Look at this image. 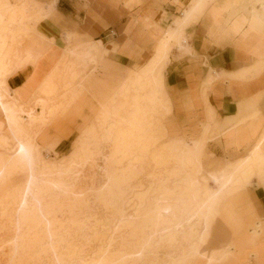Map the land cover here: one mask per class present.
Here are the masks:
<instances>
[{"label": "bare ground", "instance_id": "obj_1", "mask_svg": "<svg viewBox=\"0 0 264 264\" xmlns=\"http://www.w3.org/2000/svg\"><path fill=\"white\" fill-rule=\"evenodd\" d=\"M56 1L44 4L36 0H0V214L5 213L3 225L11 231L20 257L13 264L30 262L28 256L33 253L36 235L41 230L46 231L45 249L51 255L50 264H215L226 259L230 249L206 246L219 190L198 183L202 144L170 138L163 123L171 109L163 87V70L170 61L173 45L186 49L190 22L207 8L213 18L220 19L221 26L222 22L228 24L235 14L228 11L237 0H188L191 6L184 7L174 20L177 28L166 27L153 54L143 65L130 68L121 79L94 75L108 47L102 40L70 45L77 35L63 31L61 51L38 84L42 91L34 89L24 99L18 87L9 85V79L27 70L23 86L46 53L56 46V36L41 30ZM178 1L181 0L172 2ZM252 5L259 15L258 21L263 20L264 0H252ZM90 87L94 92L101 87L100 91L105 93L107 89L111 91L109 87L116 89L101 102L94 120L80 128L70 158H51L56 143L42 147L40 137L56 119L70 115L81 95L90 93ZM263 140L264 136L257 140L260 149ZM101 151L106 152L104 157L99 156ZM101 159L113 161L116 169L98 194H91L106 216L94 219L93 207L82 209L87 220L60 226L58 222L67 206L65 199L73 200L71 195L83 181L76 171ZM262 163L264 157L253 151L228 173L226 180L237 175V179L246 181L251 171L260 169L255 166ZM17 172L24 175L19 182L11 178ZM140 176L143 179H138ZM210 178L217 180L215 174ZM134 180L137 184L131 188ZM235 185L223 182L221 189ZM205 190L209 193L203 194ZM74 225L94 234L98 229L103 231L105 238L97 253L94 250L95 254L91 252L89 257L80 259L74 255L64 237ZM17 227L26 228L32 235L18 237ZM254 229L249 236H260L261 224L254 223ZM94 234L93 240L97 238ZM126 240L133 241L135 248L126 249Z\"/></svg>", "mask_w": 264, "mask_h": 264}, {"label": "crops", "instance_id": "obj_2", "mask_svg": "<svg viewBox=\"0 0 264 264\" xmlns=\"http://www.w3.org/2000/svg\"><path fill=\"white\" fill-rule=\"evenodd\" d=\"M90 1L94 6L92 10L100 13H105V9L111 6L112 9H116L119 5L129 12L122 30L118 32L113 30L114 36L92 37L95 29L90 26L85 30L86 34L90 35V43L100 39L108 45L103 55V63L94 70V75H104L108 80L124 78L130 68L143 65L153 54L156 42L162 38L166 29L170 26L172 29L177 28L174 20L180 15L181 10L191 6L188 0L178 2L157 0L159 3L156 0ZM252 6V0H237L228 11L235 13L234 16L228 24L222 22V26L220 19L218 21L213 18L210 10L204 9L186 29V49H179L173 45L170 61L163 70V87L171 108L166 116L167 119L170 117L171 119H166V122L172 123L175 129L179 131L182 129V132L188 133V140L201 142L200 170L203 152L208 155V161L211 162L212 152L207 151V144L210 141L215 142L216 150L234 156L230 160L214 163L220 167L210 173L215 174L217 180H212L209 173L206 178H202L201 183L198 181L200 186H207L213 191L219 190L218 201L229 194L233 197L225 199L220 213L228 222L220 226L221 231L233 244L228 246L221 242L217 246L211 245L214 220L210 226L206 246L230 249V255L215 264H237L238 260L234 255L236 249L244 253L246 248L259 249L258 256L252 253L246 264H264V239L258 241L259 236L241 238L246 231L255 230L253 224L256 222L261 224V230L264 232V206L261 199L258 200L264 199V163L257 164L255 168L260 169L251 171L246 181L237 179V175H234L235 178L231 181L226 180L228 173L233 171L239 162L250 157L253 151L264 157L262 155L264 145L260 149L257 144V140L260 141L264 136V18L258 21L259 15L252 10ZM137 9V13L132 15L131 12ZM52 13L53 11L50 15ZM91 13L94 15V12ZM47 19L43 22L41 30L56 36L55 33L46 31L44 23ZM71 32L78 34L76 31ZM79 35L82 36L84 33L77 36ZM107 55L115 59L111 60ZM45 60V58L41 60L38 66ZM124 62L128 64L130 62L132 66ZM38 73L39 71L35 75L39 76ZM25 76L23 72L15 74L9 79V85L19 87L24 83ZM182 136L185 138L184 134ZM219 170L222 171L221 174ZM222 181L237 185L222 190ZM258 184H261V188H258ZM251 186L255 189L251 190ZM206 193L209 192L205 190L203 194ZM218 201L215 204L216 215Z\"/></svg>", "mask_w": 264, "mask_h": 264}, {"label": "rangeland", "instance_id": "obj_3", "mask_svg": "<svg viewBox=\"0 0 264 264\" xmlns=\"http://www.w3.org/2000/svg\"><path fill=\"white\" fill-rule=\"evenodd\" d=\"M37 1H39V2H51L52 0H37ZM95 1L99 2V0H95ZM102 1H107V0H102ZM56 7H57V9H56ZM93 8H94V6L90 0H58L57 1V3L55 4L53 13L49 16L47 21L44 23V27H45L46 31H48L50 33H56V36H57V39H56L57 42L56 43L57 44L54 47V49L49 52V54L48 53L46 54V56L44 57L46 59L45 62L43 64H41L40 66H37L35 68L33 75H35V73L39 71V73H38L39 76H37V75L30 76L29 79L27 80V82H25V84L23 86L20 85L18 87V89L20 90L22 97L24 99L29 98L30 93H32L34 91V89L42 91L41 85H39V87H38V83L41 80V77L43 76V74L45 72H47L50 69V67L53 65L56 57L59 55V52L61 51V47H62V43L60 41V38H61L60 33L61 32H63V31H76L78 33H84V35H82V36H80V35L77 36L70 43V45H75V44H78L81 42L90 43V36L87 35L86 31H85L88 27L91 26V28L93 30L95 29L94 32H92V34H91L92 37L97 36V35H98V37H104L105 35H111L112 36L113 30H116L117 32L121 31L125 22L128 19L127 15L129 14V12L126 9H124L122 7V5L117 6L116 9H112V7H108V8L106 7L107 11L105 13L101 12L102 14L97 10L96 11L92 10ZM137 11H138V9L131 12V14L135 15L137 13ZM234 11H238V10H234ZM58 12H60L61 15ZM91 12H94V15H91V14H93ZM90 16H92L93 19ZM99 32H100V34H99ZM111 36H108V38H111ZM87 39H88V41H87ZM107 58H109L111 60L115 59L112 56H108V55H107ZM124 64H128V63L124 62ZM118 65L120 66L121 64H118ZM128 66H132L130 64V62L128 64ZM26 73H27V70L25 72H23V75H26ZM97 74H99V72H97ZM96 76L98 78L102 77V75L101 76L96 75ZM109 88L111 89V91L107 89L106 93H105L103 91H100V90H103V88H101V87L95 88V90L97 89L95 92L90 87V93H87L85 95H81V101H79L77 103L78 105H77L76 109L67 117L56 119L52 123V125L50 127L51 129L48 130V132H46L45 134H43L40 137V145L42 147H46L50 143H56L54 146V151H53L54 153L52 152L51 158L53 156H54L53 158H57V160H60L61 157L64 160H68L70 158V154H71L72 149H73V142L79 136L80 128L86 127L87 125L90 124L91 121L94 120L95 116L98 114L101 102H103L107 98L111 97V95L113 94V90L116 89L115 87H109ZM104 103H106V102H104ZM166 119H167L166 117L163 119V123H164V126L169 131V137L170 138H178L183 143H188V144L193 143V141L188 140L189 134L186 133L184 131V129H183L184 132H182V129H181V128H183L182 126L180 128L181 131H179L173 127L172 123H167ZM170 119H171V117L168 118L167 120H170ZM181 134L182 135L184 134L185 138H183V136ZM216 148L217 147H216V144L214 141H210L207 144V151L212 152V157L210 159L212 163L208 161V155H206V153L203 152V155L201 157V170H200V174L198 175V178H197L200 183L202 182L203 177H206L210 172H213V171H216L219 169L220 166H218L214 163L227 161V160H230L234 157L230 154H225L222 151H218V150H216ZM105 153H106L105 151H101V154L99 156L104 157L106 155ZM45 157L47 160L49 159V155L46 153H45ZM107 158H109V157H107ZM80 167H79L80 169L76 172H78L80 175H82L83 181H82V183L80 182L81 184H79L76 187V190H75L76 193L74 192V196L71 195L74 199L73 200L72 199H70V200L65 199L67 206L64 207V210L66 208V211L64 212V214H62L63 216H61V221L58 222V224L60 226H64V225L67 226V224L69 222L70 223L71 222H77L78 219H80V220L82 219L79 222H83V221H85V219L87 220L88 219L86 217L87 215L83 214L84 211L82 209H84V210L90 209L91 210L94 208L95 212H96V213H94V219H96L97 217H101V216L102 217L100 219H103L106 216L105 211L102 208V206L97 203L98 202V201H96L97 198L94 199V197H92L91 194H94L96 196L98 194L99 190L105 186L107 179H108L107 178L108 175H111L116 171L114 162L113 161L105 162V161H103V159H101V160L95 161L94 165H92V166L91 165H82ZM23 177H24V175L21 172H17L15 174H13L11 178L13 180H15L16 182H19L21 179H23ZM138 179H143V176H140ZM136 184H137V182H136V180H134L133 182L130 183V187L133 188L132 186H134ZM78 187H79V189H78ZM258 188H261V184H258ZM250 189L254 190L255 188L253 186H251ZM78 190H80V192ZM81 190H82V192H81ZM126 192L128 193V191H126ZM231 196L232 195L229 194L225 198L219 200L217 205H216L218 212H217V215L213 221V225H212V233L213 234H212L211 240H210V243L213 246H216L217 244H219L221 242L226 243L228 246H231L233 244L232 241L227 240L225 238V236L222 233L221 228H220V226H222V224H228L227 220L225 218H222L220 213L222 212V208L224 206L225 199L227 197L233 199V197H231ZM259 199H261V203L264 206V199L258 198V200ZM75 201L76 202L78 201V202L75 203ZM69 206H70V208H69ZM32 214L35 215L34 212H32ZM4 215H5V213H3V212H2V214H0V264H13V261L18 260L20 257H18L19 254L17 252L15 245H13L14 237L12 236L11 231L8 229V227L6 228V227H4L5 225H3L2 217ZM83 215L84 216L86 215V216L84 217ZM91 220H92V222H94V220L92 218H91ZM60 223H62L63 225ZM75 226L76 225H74L73 228L69 230L68 234L66 233V235H64V237H66L65 238L66 243L67 242L69 243V245L67 244L69 246V248L74 250V253H75L74 255L76 256V254H77L76 257L79 259L84 258V257L85 258L89 257L91 252H92L91 255H93V253L95 254V252L98 251L100 249V247H102L101 245H103V243H101L103 241V239L105 238V237H103V234L101 233L103 231L98 229L99 232L97 231V233L94 234L91 230L87 231V230L83 229V227L80 225H78L76 227ZM79 226H80V228H79ZM2 228H4V229H2ZM16 230L17 231L15 233L18 237H21L22 235L27 236L28 230L26 228L21 229V228L17 227ZM1 232H2V234H1ZM45 232L46 231L41 230L40 232H38V234L36 233L37 235L35 234L37 237L35 236L36 241L34 244L33 253H31L28 256L29 257L28 262L29 261L30 262L29 263L26 262L25 264H35L36 262H37L36 264H50L51 255H50L49 251L45 249V244H46V236H45L46 233ZM73 232L75 235L73 234ZM87 234L90 236H88ZM93 234H94V238L97 237L94 240L92 237ZM100 234H102V235L100 236ZM31 235H32V232L29 231L28 236H31ZM67 236H68V239H67ZM98 236H99V238H98ZM71 237H73V238H71ZM75 237L77 239H75ZM100 237H101V239H100ZM248 237H249V232L246 231L241 238L247 239ZM255 237H258V236L256 235ZM88 238H89V241H88ZM98 239H99V241H98ZM262 239H264V232H262V234L259 236L258 241H261ZM85 241H87V242H85ZM126 241L127 242L124 241V245H123V246H125V248L127 247L126 249H130V247H131V249L135 248V246H134L135 244L133 241H131V240H126ZM82 242H84L83 243L84 246L82 245ZM79 243H81V245ZM127 245H130V246H127ZM72 246H75V247H72ZM75 250H77V251H75ZM94 250H95V252H94ZM236 250L237 251L235 252L234 255H235V258L238 260L237 264H244V263L246 264V262H248L251 259L250 255L252 253L255 256H258V252H259L258 251L259 249L257 250V249H252V248H246L244 253H240V251L238 249H236ZM85 253L87 254V256ZM33 254L36 256H34ZM161 254H162V252H161ZM78 255L80 257H78ZM82 256H84V257H82ZM30 257H32V258H30ZM34 258H36L35 259L36 261L34 260ZM38 258L40 261L37 260ZM30 259H32V260H30Z\"/></svg>", "mask_w": 264, "mask_h": 264}]
</instances>
